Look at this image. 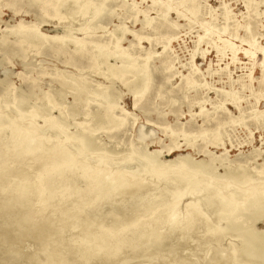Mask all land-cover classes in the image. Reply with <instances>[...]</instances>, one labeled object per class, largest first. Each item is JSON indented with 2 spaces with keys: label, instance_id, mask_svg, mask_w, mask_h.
<instances>
[{
  "label": "rangeland",
  "instance_id": "obj_1",
  "mask_svg": "<svg viewBox=\"0 0 264 264\" xmlns=\"http://www.w3.org/2000/svg\"><path fill=\"white\" fill-rule=\"evenodd\" d=\"M89 1L92 7L84 6L77 12L74 0H65L66 8L61 10V20L58 21L53 0L42 8L39 7L41 2L34 0H0V38L7 39L6 44L0 45L2 112L9 119L15 117L14 99L19 98L17 111L27 115L26 121L35 119L36 128H45V137H52L56 127L48 126L45 121L48 118L63 124L69 133L74 134L81 132L78 123L86 124L87 133L92 136L94 144L92 158L110 159L111 171L126 168L127 172L138 173L136 171L141 167V161L132 150L139 153L160 152L158 159L163 162L174 161L178 156L189 153L195 163L214 159L213 165L217 168L214 178L219 184L227 181L225 178L220 180L227 166L231 169L244 167L246 174L254 178L252 183L260 182L257 176L261 174L264 177V62L261 53L264 48V0ZM96 10L99 12L92 17ZM86 21L90 26L87 34H70L84 43L80 57L73 56L66 47L57 43L36 50L30 44L17 43L13 36L8 35L11 29L23 25L37 27L36 30L46 37H60L69 34L62 26L69 25L77 29L85 25ZM116 38L119 39L118 44ZM116 44L131 59L137 57L139 63H146L147 87L137 98H134L132 91L141 89V83L136 81L141 74L131 73L119 80L109 76L106 69L108 66L121 67L119 59L109 58L107 66L98 63L103 62V59L96 61L93 58L96 51L94 45H102L104 52L113 53ZM79 83L84 92L87 90L86 95L81 94L84 101L88 100L86 103L82 101L78 104L74 100L75 87ZM88 91L92 94H87ZM98 91L103 95L98 96ZM107 94L116 104L113 115L116 116L117 127H111L105 118L97 116L103 114L104 105H101V101ZM88 96L92 97V101ZM50 101L57 105L54 106ZM213 134L217 138L214 139ZM63 139V134H60L58 140ZM172 147V151L167 152ZM19 161L10 164L8 178L18 173V168L26 170L28 175L36 171V165L33 166L31 161ZM214 178L202 179L199 186ZM144 180L146 185L141 191L132 190V196L128 193L130 196L125 195L121 202L127 205L135 200L133 207L136 208L135 204L140 206L145 195H156L158 199V189L170 185L159 183L156 194L150 187L154 185L150 177L146 175ZM78 183V186H84L82 182ZM229 185L238 187L231 182ZM199 186L196 188L199 189ZM140 194L144 195L141 197ZM207 196V192L201 191L194 200L204 204ZM12 197V193L0 191V204ZM189 200L184 198L179 207L183 209ZM70 202L68 199L64 201L68 204L62 203L61 206L69 207ZM50 205L38 215L30 214L33 221L39 217L35 227L29 229L30 232L17 228L22 211L21 214L11 211L13 215L5 208L0 211V264H43L45 234L44 224L40 220L47 215L50 221L59 220L58 213H54L56 216L52 214ZM91 208L88 213L94 212L97 206ZM217 208V204L204 208L211 220L209 225L200 219L197 224H201L191 229L195 232L168 233L161 245L155 249L152 244H148L143 249L147 250L144 253L133 251L137 245L130 250L124 248L111 262L99 256L97 259L91 258L89 262L79 260L76 255L78 249L72 248L77 229H72L74 232L71 231V235L70 228H67L64 233L61 232V236L71 239L61 241L71 242V245L64 242L68 247L63 246L73 251L65 257L70 260V264H211L218 250L221 249L227 255L228 246H238V230L227 234L219 243L213 236H206L208 227L216 224ZM97 209H100L101 214L103 211L105 216L110 210L107 204ZM126 211L123 214L120 211L121 219L127 217L126 220L132 221V216H129L131 210ZM15 214L18 217H14ZM86 214H82V217ZM247 219L243 218L241 222L246 223ZM223 223L221 220L218 224ZM255 227L264 231L263 222H257ZM163 228V233H166V227ZM58 241L56 238L55 243Z\"/></svg>",
  "mask_w": 264,
  "mask_h": 264
},
{
  "label": "bare ground",
  "instance_id": "obj_2",
  "mask_svg": "<svg viewBox=\"0 0 264 264\" xmlns=\"http://www.w3.org/2000/svg\"><path fill=\"white\" fill-rule=\"evenodd\" d=\"M34 1L41 2L39 7L42 8L52 0ZM53 1L55 2V12L58 21H60V12L63 8H66L65 0ZM84 2L85 0H74L77 12H80L84 6L92 7L89 0ZM98 12L99 10H96L92 14V17ZM59 25L61 24L59 23ZM36 28L18 25L11 29L8 35L13 36V39L17 43L30 44V47L36 50H39L45 45L57 43L60 46L66 47L73 53V56L80 57L84 43L78 40L76 36L71 37L70 34L76 32L87 34L90 26L89 22L77 29L70 28L69 25L62 26V29L69 34L60 37H46L43 33L38 32ZM116 40L118 44L119 39L116 38ZM6 42V37L0 38V45H4ZM117 44L116 50L113 53L104 52L102 45H94L96 51L93 58L96 61L103 59V62L99 61L98 63H105V65L109 58L115 57L119 59L122 63L121 67L108 66L109 63L107 64L108 68L105 67L108 70L107 74L109 73V76L117 77L119 80L131 73L136 72L141 74L139 79L136 80L134 78L142 86L139 91H135L136 89L132 91L134 98H137V95L147 87L148 71L146 69V63H139L137 57L131 59V57H128L119 49ZM22 49L24 48L22 47ZM261 53L264 62V48L261 50ZM4 57L6 56L4 55ZM147 61L148 58L145 59V62ZM58 76L62 77L60 74ZM128 88L130 90L132 89L129 85ZM83 89L80 83L79 85L76 84L74 100L78 104L82 103V101L85 103L88 101L87 99L84 101L82 98L81 94L84 93L86 95L85 93L87 91L84 92ZM88 93L92 94L90 91ZM94 93L96 94V92ZM99 94L100 96L103 95L98 91V96ZM88 98L90 97L88 96ZM90 100L92 101V97ZM1 102L2 100L0 99ZM19 103V98L14 99L13 109L15 117H11V119L2 112L0 106V191L13 194L11 200L0 204V211L3 208L10 210V214L11 211L21 214L20 212L22 211L23 213L21 216L19 215L20 217L17 220V228L19 229L21 227V229L23 228L22 230L27 229L26 231H28L29 229H33L32 227H35L36 220L39 221L38 216L36 220H31L29 217L30 214L34 213L38 215L42 213L53 201L52 206L50 205L51 211L54 216H56V213L59 214H57L59 220L55 222L50 221L49 218H46L48 215L46 217L44 216V219L40 217V223L44 224L45 234L42 245L43 252L45 253L43 264H70V260L65 256L68 253L71 254L70 251H73L71 249L74 247L78 249L77 253H74H76L82 262H86L93 257L97 259L98 256L111 262L124 248L132 249L135 245L137 246L133 249L134 252L143 251L142 253H144L147 250L144 251L143 249L148 244H152L153 248L156 249L157 246L161 245L163 239L168 236V233L178 231L180 233L181 231L182 233L186 231L187 233L191 229L194 230L198 224H201V222L197 224V222L201 221L200 219H202L205 225H209L211 220L204 212V208H209L214 204L218 205L217 210H215L217 211L215 213L217 214L216 220L218 221L215 220L216 224L208 227L206 236H213L215 241L219 243L223 237L231 232L238 230L239 234L236 236L238 237V246L237 244L228 246L229 251L227 255L221 249L218 250L216 252V258H212L210 263L264 264V231H260L255 227L257 222L264 223V177L262 178L261 174L257 176V180L260 182L252 183V179L254 178L246 174L244 167L237 166L231 169L230 166H227L224 168L223 177H221L222 175L220 176V180L225 178L227 181H224L226 183L219 184V181H215L216 178H214L217 169L213 165L214 159L202 160L201 162L195 163L192 155L187 153L186 155L178 156L174 161L163 162L158 159L160 152L139 153L135 150H132V152L141 161L140 170L138 168L136 171L138 173L133 174L127 172L125 171L126 168L111 171L112 161L110 159L104 157L92 158L91 151L94 148V144L91 138L92 136L87 133L88 127L86 124L78 123L77 126L81 132L74 134L69 133L63 124H58L53 118H48L45 120L48 126L56 127L53 130L54 134L52 137H45L43 136V132L46 131L45 128H36L34 125L35 119H28L26 121L27 115L17 111L19 110ZM50 103L53 102L50 101ZM56 105L54 104V106ZM101 105H104L103 114L97 113V116L99 118H105L111 123V127H117V119L113 115L116 104L109 94L103 96ZM32 117L35 118V115H32ZM4 133L6 135L3 137L2 135ZM60 134H63L64 139L62 141L58 140ZM173 135L172 133L171 136ZM212 137L214 139L217 138L215 134ZM186 142L189 143L188 139ZM209 143L216 145V143ZM174 147L177 148V146ZM174 147L168 149L167 152H171ZM19 159L31 161L33 166L36 165L38 168L36 169L34 166L36 171L33 175H28V173H25L26 170L24 171L22 169L23 172L21 168H18L21 172L19 170L13 177L10 175L11 178H8L10 164L17 160L19 161ZM26 164L28 165V163ZM146 175L154 183L153 186L149 185L151 188L153 187V191L157 192V185L159 183L161 185V182L170 185L164 189H158L160 193L158 199L156 195H148V197L145 195L141 199V203L139 202L140 206L137 207L138 204H135L136 208L133 207L135 200L133 202L131 198L130 200L132 202L129 200L130 202L127 205H125V202L122 203L123 197L125 195L127 196L132 190L136 189L141 191L140 189L144 188L146 185H144L146 180H144V176ZM204 178L214 179L207 184L199 186ZM78 182H82L84 186H81V188L78 186ZM230 182L238 187L230 186ZM196 186H199V189ZM201 191L207 192L208 195L204 199V204H199L197 200H194L195 196ZM184 198L190 200L181 209L179 205ZM68 199L71 200L70 206L62 207V203L64 201L67 202ZM104 204L105 206L107 204L110 209L106 216L103 215L105 214L103 211V214H101L100 209H97L98 206L102 207ZM92 206H97V208L94 212L91 211L92 217L89 218L88 215L91 212H88ZM91 209L93 210V208ZM127 209L131 210L129 216H132H130L133 218H130L132 221L126 220L127 217H124L126 219H121L122 212H125ZM85 213H87V216L83 215L85 216L83 218L82 214ZM52 214L50 215L52 216ZM14 217H18V215ZM243 218H248V221L246 223L241 222ZM221 220L224 223L218 224ZM163 226L166 227V233H163L161 229ZM67 228H70V233L65 230L69 234L73 231L72 229H77V236L74 239L72 237L75 244L74 246L72 245L73 247L71 249L64 248L65 246L68 247L66 245L67 243L71 245V242L67 241L71 238L67 239V237L63 239L61 236V232L64 233V229ZM67 236L69 235L67 234ZM56 238L59 239L58 243H55ZM65 239H67L64 241L67 242L66 244L61 241ZM50 244L53 245V248L50 247ZM226 261L230 262L226 263Z\"/></svg>",
  "mask_w": 264,
  "mask_h": 264
}]
</instances>
